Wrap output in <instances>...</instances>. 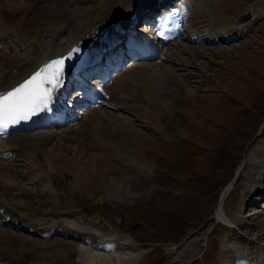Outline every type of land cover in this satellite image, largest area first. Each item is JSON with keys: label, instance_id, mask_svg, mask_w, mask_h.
<instances>
[{"label": "rangeland", "instance_id": "374dc122", "mask_svg": "<svg viewBox=\"0 0 264 264\" xmlns=\"http://www.w3.org/2000/svg\"><path fill=\"white\" fill-rule=\"evenodd\" d=\"M64 1L68 0H0V45L8 48L0 52V63L14 56L18 37L26 35L30 20V31H34L39 14L54 10L53 5ZM187 16L185 37L163 47L166 60L161 67L147 60L138 64L156 68L158 80L144 75L141 85L125 82L124 90H110L111 98L95 109L98 116L113 124L102 125L99 135L83 133L90 150L114 164L111 166L122 172L120 179L134 183L126 188L134 194L93 187L82 174L63 168L33 143L38 133H60L72 125L83 130L88 109L62 127L14 134L29 137L22 139L25 154L15 161L17 179L29 181L25 158L35 168L33 180L42 178L35 183L28 205H22L19 214L24 219L38 225L58 222L81 233L126 243L123 253L134 257L127 264H258L257 259L264 254V240L255 237L263 231L264 197L251 196L247 185L256 177L252 167L264 152V0H201L190 7ZM48 17L44 15V19ZM214 22L221 33L249 28L231 40L223 35L215 38L217 41L208 40ZM191 35H197L199 41L190 42ZM133 63L126 60L120 71L130 69ZM123 95L129 98L118 110L115 97ZM108 112L119 117L114 121ZM130 136L136 141L130 152L136 167L123 169L120 158L108 160L102 151L104 142L101 151L98 145L96 148L98 140L106 137L113 142L123 139L127 147ZM234 179L236 183L222 208L228 226L213 216L220 193ZM249 200L251 209L243 212ZM237 220L245 227L238 229ZM0 226L4 228L0 230V247L5 246L6 236L17 235L32 238L26 240L44 248L28 252L26 243L13 242L12 251L0 253V264H83L75 251L79 242L72 237L54 234L43 239L28 227ZM107 261L114 264L111 259Z\"/></svg>", "mask_w": 264, "mask_h": 264}, {"label": "bare ground", "instance_id": "6f19581e", "mask_svg": "<svg viewBox=\"0 0 264 264\" xmlns=\"http://www.w3.org/2000/svg\"><path fill=\"white\" fill-rule=\"evenodd\" d=\"M158 2L163 3L164 1L93 0L81 1L80 3L77 0H68L53 5L52 7L54 10L50 9L45 11L42 9L43 12L40 13L39 17L35 20L37 25L35 24L34 31H30L33 29L31 27L33 21L30 20L28 23L29 26H27L24 31L26 35L20 38L18 37L17 46L14 48V56L10 58L8 62L5 61L6 63L4 62V64L0 63V97L9 90L19 86L22 81L32 74H40L39 84L41 99H45L46 103L43 104L38 101L35 104L34 109H32V117L35 118H33L31 122L38 123L37 125H47L52 128L56 127L58 125L57 119L60 117L61 112L71 108L74 104L80 103V98H75V96L72 98L67 97L68 94L66 92H68L69 83L74 79L79 83L78 75L81 74L83 70L92 73L95 68L88 65H90L95 58L103 57L108 48L112 47L113 44H116L117 40H121L122 37L126 35L133 20L143 18L144 14L151 12L153 10L151 7ZM200 2L201 0H182L180 2H167L164 4L167 5V12L172 11L177 15V24L182 28L183 24L187 21V14L190 7L194 5L197 6ZM65 10L66 14L64 13ZM47 14L49 15L48 19H44V15ZM66 18H69L71 23H67ZM215 24L218 23L214 22V28L208 35L210 40H214L219 37L220 34H222L225 39H233L237 36L240 37L247 28H249L243 26L240 29H231L232 33H221L219 32L220 27L217 28ZM150 28L153 29V27ZM141 31L142 30H139V32ZM191 37L192 38L189 39L190 42L199 41L197 35H191ZM186 39L188 38L186 37ZM174 44L172 43V45ZM7 50L8 48L6 46L0 45L1 53L7 52ZM142 50L145 54L141 59H150V54L146 51V48ZM127 53L128 52H126L124 56H127ZM164 60H166V58L163 59V61ZM162 62L154 64L157 67H161L163 65ZM138 64L140 63L133 64V67H131V65L130 69L127 68L129 70L125 69L115 74L112 73L109 82L106 84V90H108V92L112 89L116 92L124 90L125 82L126 84L131 83L132 86L141 85L142 82H144V75L147 77H154L155 82L156 79L158 80L159 72L156 68L141 67ZM103 70L104 68L101 69V71ZM85 82L88 83V81ZM95 82V79L91 81V83ZM85 85L83 86L86 87ZM81 90H83L82 87L79 88L78 94ZM127 97L128 95L115 97V101L117 102V107H115L118 109L122 107L120 104H126L128 101ZM96 112V109H92L88 110L84 115L83 124L81 125L84 131L76 130L77 128L73 129L74 127H72V125L71 127L69 126L67 131L64 130V132L60 133L56 132V130L53 131L51 135L38 133L37 141L34 140L33 143L36 142L39 148L49 153L48 155L56 160V163L63 166V168H69L82 174L93 183V187L98 189L101 187L116 188L124 190L126 194L129 192V195H133L134 192L128 191L126 188H128V186H134V183L128 178L120 179L118 175L122 172L114 166H111L114 164L105 161L94 151L90 150L84 142L83 133L90 132L89 134L94 133L99 135L102 133V127L104 125L110 126V124H113V122H111L112 120L104 119L102 116H98ZM107 115L114 121L117 120L116 117H119L112 112H108ZM62 118L64 122L67 120L66 117ZM21 125L22 122L12 121L7 125V128H9L7 131L13 133L12 131ZM52 135L57 136L54 138L56 142H52ZM24 138L27 139L29 137L26 138L17 134L6 140L0 141V208H3L0 212L3 223L0 224L4 226L5 224H10L9 226H13V224L20 225L23 229H27L28 227L29 231H32L43 239L55 233L72 237L73 240H78L79 242L78 246L75 247V251L77 253V260L81 261L83 264H109L110 262L107 261L108 259L114 261V264L132 263L134 257L130 254L123 253L126 243L119 244L113 237V239L107 240L105 237L96 236L94 234L81 233L65 227L58 222L53 225H38L28 222L29 219H24L19 214V212H22V205L27 206L29 203L28 200L33 198L35 194V183L37 184V182L42 179L39 176L33 180L31 173L35 168L30 165L32 161L28 158H25V165L29 172L27 176L29 181L27 183H21L20 180L17 179L19 174L17 170L18 164L15 163V161H19L21 156L25 154L22 148V143H24L22 139ZM119 140L118 142H113L109 140V137H106L105 140L99 139L96 143V148L98 145V149H102L104 144L102 145L101 142H104L106 147L104 146L105 148H103L102 151L105 153V156L108 155V160L112 158L117 161L120 158V166H122L121 168L123 169H127L130 166L136 167L137 163L132 159L133 156L130 153L133 151L132 146L136 144L135 139L130 136L129 142L125 143L127 147L123 145L125 140ZM110 141L112 142L110 146L113 147V150L111 149L112 147L108 149ZM72 143H75L73 147L71 145ZM70 146L72 148H70ZM106 148L109 154L106 153ZM55 149H57V152H54ZM127 153L130 154V156L127 155ZM256 164L257 165L254 164L252 167L253 170H255L256 177L250 181L247 185V189L251 192V196L256 195L257 197H264V152H261V157ZM240 170H243V165ZM240 170L237 173H239ZM235 180L236 179L229 184L227 183L228 185L226 184L227 186H225L223 188L224 190L220 193L219 205L215 210V216H213V218H216L214 220L217 222L227 223L228 221L222 208L226 196L236 183ZM250 204H253L252 200L248 203H244L243 212L246 211V208L251 209ZM236 225L238 229L245 227L241 220H237ZM262 225V233L255 237L258 240H264V222ZM1 226L0 230L2 231L4 228ZM0 234H3V232ZM5 239V246L0 247V253H2L3 250H5V252L12 251L10 247L13 242H21L23 245L26 243L28 252L44 249L42 245L36 244V242L33 243V240L28 242L26 239H32L29 237L14 235L10 237L6 236ZM108 245H111V247L107 249ZM106 250L112 253L110 255H104L100 252ZM257 262L258 264H264V254L262 258L257 259ZM174 264H177V262Z\"/></svg>", "mask_w": 264, "mask_h": 264}]
</instances>
